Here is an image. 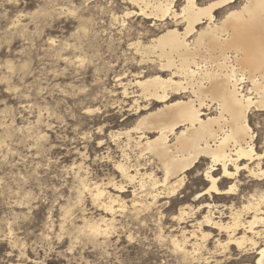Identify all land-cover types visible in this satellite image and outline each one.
<instances>
[{
  "label": "rangeland",
  "instance_id": "374dc122",
  "mask_svg": "<svg viewBox=\"0 0 264 264\" xmlns=\"http://www.w3.org/2000/svg\"><path fill=\"white\" fill-rule=\"evenodd\" d=\"M182 2H175L177 12ZM242 2L215 10L216 21ZM134 6L129 0H0V264H176L166 236L180 226L170 218L179 204L194 205L192 195L207 186L201 170L197 177L194 169L186 173L170 208L116 206L111 227L101 221L110 215L81 187L114 179L130 199L134 187L115 164L137 157L136 134H119L145 113L132 107L140 96L133 82L139 73L167 74L136 43L184 26L172 15L146 19ZM120 81L129 83L127 97ZM250 121L259 151L264 111H254ZM89 221L102 233L91 236Z\"/></svg>",
  "mask_w": 264,
  "mask_h": 264
},
{
  "label": "bare ground",
  "instance_id": "6f19581e",
  "mask_svg": "<svg viewBox=\"0 0 264 264\" xmlns=\"http://www.w3.org/2000/svg\"><path fill=\"white\" fill-rule=\"evenodd\" d=\"M129 1L138 8L132 10L137 15L160 21L172 15L184 26L181 31L177 24L166 28L146 45L136 43L147 58H154L157 70L167 74L139 73L133 82L142 103L133 99L132 107L145 113L132 130L119 134L128 139L136 134L137 157L132 164H115L134 187L130 199L122 197L126 187L114 179L109 186L94 181L81 187L110 215L101 219L110 226L116 206L170 208L179 201L176 196L185 186L186 173L194 169L197 177L201 170L207 186L192 195L194 205L179 204L170 218L180 226L178 234L166 236L176 264H264V145L257 151L250 121L254 111H264V0H243L239 7L227 8L218 21L214 11L235 0L204 5L182 0L178 12L177 0ZM124 83L118 84L126 96L129 83ZM246 178L252 184H246ZM89 229L91 236L103 231L96 222Z\"/></svg>",
  "mask_w": 264,
  "mask_h": 264
},
{
  "label": "snow or ice",
  "instance_id": "6c2138e0",
  "mask_svg": "<svg viewBox=\"0 0 264 264\" xmlns=\"http://www.w3.org/2000/svg\"><path fill=\"white\" fill-rule=\"evenodd\" d=\"M262 256H264V253H262Z\"/></svg>",
  "mask_w": 264,
  "mask_h": 264
}]
</instances>
